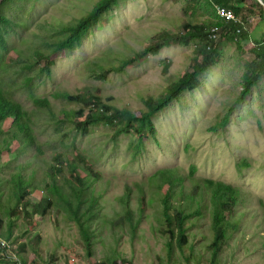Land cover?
<instances>
[{
  "label": "rangeland",
  "instance_id": "374dc122",
  "mask_svg": "<svg viewBox=\"0 0 264 264\" xmlns=\"http://www.w3.org/2000/svg\"><path fill=\"white\" fill-rule=\"evenodd\" d=\"M99 1L26 0L6 10L17 25L9 33L11 51L8 65L0 66V81L30 114L42 151L23 147L16 140L12 150L0 155V181L5 191L0 194V211L15 204L13 184L8 180L21 167L26 176L36 171V191L30 198L34 205L46 193L43 179L48 164L55 155L72 152L74 146L102 177L93 184L102 210L95 225L92 257L76 223L66 221L53 210L45 217L34 215V225L22 215L14 217L13 241L0 237L10 245L1 246L9 254L7 261H19L16 249L24 244L28 264H101L114 260H126V264H187L191 255V264H197L198 256L206 263L213 256L209 245L214 239L208 216L193 224L186 250L176 248L170 258L165 248L170 239L165 231L164 206L152 180L161 170L178 168L187 178L188 192L193 184L213 179L246 193L247 200L239 205L234 217L240 220L239 227L221 251L219 264H264V80L246 101L241 100L246 66L255 59L254 55L242 56L237 45L221 39L218 65L204 75L201 87L181 96L154 120L157 136L135 157L129 149L133 136L124 134L115 143V128L100 126L87 135H76L65 113L78 110L80 104L55 95L77 94L90 88L117 110H145L147 99L163 98L181 75L191 71L195 44H173L138 61L124 73L110 72L105 79L95 77L91 69L101 75L145 50L163 33H182L189 14L181 0H124L80 48L51 58L52 73H43L46 61L37 60L35 51L50 54L46 44L61 38L58 31L85 17ZM202 13L204 18L210 17L199 10L198 14ZM258 38L264 39V33L259 31ZM25 65L34 66L25 69ZM31 95L48 99L52 112L35 106ZM227 117L230 119L225 123ZM11 126L12 122L7 123L5 131ZM126 188L132 191L129 204L139 223L136 234L125 220L122 198ZM3 215L7 231L11 218Z\"/></svg>",
  "mask_w": 264,
  "mask_h": 264
},
{
  "label": "trees",
  "instance_id": "16d2710c",
  "mask_svg": "<svg viewBox=\"0 0 264 264\" xmlns=\"http://www.w3.org/2000/svg\"><path fill=\"white\" fill-rule=\"evenodd\" d=\"M26 0H0V66H7V55L11 51L9 33L15 29V21L8 16L6 10L13 4ZM186 3L185 11L189 18L185 19L182 33L169 35L163 33L157 40L146 47L145 50L125 59L120 66H112L101 75H97L94 69L91 71L95 77L105 79L110 72L124 73L126 69L138 61H142L151 55H157L163 49L173 44H195L196 57L192 59L191 71L180 76L173 83L167 94L158 100L149 98L144 102L145 110L131 111L124 108L117 110L105 103L102 96L90 88L80 93L56 94L55 98L63 99L71 103L80 104V108L74 112H66V118L75 129V134L87 135L94 128L107 126L115 128L113 141L116 143L122 135H132L129 149L133 156H138L146 149L151 138L157 136L154 120L179 101L181 96L193 93L202 85L204 75L218 65L221 59L219 42L235 44L242 56L254 55L255 59L246 67L243 78V92L241 100L244 102L251 96L254 90L259 89V84L264 80V39L258 40L259 31L263 32L264 5L259 0H181ZM124 0H101L94 8L76 23L64 25L59 31L61 36L57 42L46 44L50 54L35 51L37 60L46 61L41 69L43 73L50 75L54 61L51 59L57 55L71 54L80 48L84 40L92 31L105 21L110 13L121 6ZM229 8L231 13L240 21L241 25H234L222 20L218 16L217 9ZM210 17L204 18L203 13ZM213 30L219 31V40L212 41L210 36ZM221 32V33H220ZM253 37L257 38L254 39ZM254 40L255 42H253ZM34 65H25V69H31ZM100 68H103L100 66ZM28 83V81H27ZM32 101L38 108L52 112V105L48 99H40L31 95ZM227 117L226 122H229ZM12 122L9 131H5V125ZM19 140L23 147L35 148L41 152V146L37 143L33 132L32 119L24 109L23 104L16 101L11 92L4 88L0 81V155L5 150H12L13 144ZM196 173L194 169L193 174ZM36 171L30 176L21 170L8 180L13 184L12 198L15 202L7 211H0V237L11 243L14 237L16 221L14 217L22 215L27 223L32 221L34 215L45 217L53 210L60 212L66 221L76 223L80 229L81 237L86 245L89 257L93 255L96 239V221L98 220L102 205L100 196L95 195L93 184L101 180L100 172L95 170L94 164L88 160L85 154L76 146L72 152L61 153L53 157V162L48 164L45 179H43L46 193L41 200L31 205V195L36 191L34 178ZM193 176H190V179ZM187 178L181 174L178 168H170L159 171L152 180L153 186L160 194L165 224L169 241L165 248L170 258L178 248L184 251L188 248L190 231L196 221L209 217L214 239L209 245L212 257L206 263L202 257L196 258L197 264H219V255L228 245L239 227L240 220H234L239 205L245 204L246 193L234 185L223 181L205 179L202 183L192 185V190L187 191ZM3 182L0 181V194ZM12 190V188H11ZM144 195V192H141ZM132 191L126 188V194L122 198L125 205V220L132 225L134 234L137 233L139 223L136 222V212L130 206ZM1 196V195H0ZM3 197V195H2ZM1 197V198H2ZM143 197V196H142ZM143 203V201H142ZM0 209L3 208L0 206ZM145 213V210H141ZM9 215V229L5 231V216ZM26 245L22 244L16 249L19 261H7L9 254L0 246V264H28L23 254ZM194 256V255H193ZM192 255L187 259L191 264ZM126 260L109 261L101 264H126Z\"/></svg>",
  "mask_w": 264,
  "mask_h": 264
},
{
  "label": "built area",
  "instance_id": "2783aa9c",
  "mask_svg": "<svg viewBox=\"0 0 264 264\" xmlns=\"http://www.w3.org/2000/svg\"><path fill=\"white\" fill-rule=\"evenodd\" d=\"M218 12V16L228 22V23H233L234 25H241L240 21L231 13V11L229 10V8L226 9H217ZM219 31L218 30H213L212 34L210 36V39L212 41H218L219 40ZM0 246H4L5 248L8 246H10L6 241H1L0 239Z\"/></svg>",
  "mask_w": 264,
  "mask_h": 264
},
{
  "label": "water",
  "instance_id": "95a60500",
  "mask_svg": "<svg viewBox=\"0 0 264 264\" xmlns=\"http://www.w3.org/2000/svg\"><path fill=\"white\" fill-rule=\"evenodd\" d=\"M264 5V0H259Z\"/></svg>",
  "mask_w": 264,
  "mask_h": 264
}]
</instances>
